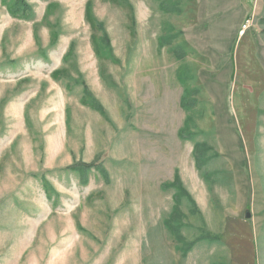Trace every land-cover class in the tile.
I'll use <instances>...</instances> for the list:
<instances>
[{"label": "rangeland", "instance_id": "obj_1", "mask_svg": "<svg viewBox=\"0 0 264 264\" xmlns=\"http://www.w3.org/2000/svg\"><path fill=\"white\" fill-rule=\"evenodd\" d=\"M25 1L0 0V264H264V0Z\"/></svg>", "mask_w": 264, "mask_h": 264}, {"label": "trees", "instance_id": "obj_2", "mask_svg": "<svg viewBox=\"0 0 264 264\" xmlns=\"http://www.w3.org/2000/svg\"><path fill=\"white\" fill-rule=\"evenodd\" d=\"M104 1H106V0H104ZM19 8H22L25 12H27L29 10V6H28V4L26 3L25 0H15V10L12 9L11 11H16V13L18 14L19 13ZM175 10H177V8L173 9L172 11H175ZM17 14H13V15H17ZM85 20L89 24L91 30L93 31V35H92L91 40H92V43H93V45L95 47V50L97 52V50H98V47H97V33H98L99 29H100V25L98 24V22L96 21L95 17L93 16V13H92V1H89L86 4V7H85ZM199 146H204L205 147V144L196 145L195 148H194V153L196 152V150L198 149ZM174 187H176L177 191L179 192V195L175 199L177 204H179V202H180L179 199L181 198V194L185 195V196H186V194L184 193L183 188L181 187L180 181H179L177 176H176V179H175ZM176 209H178V208L176 207Z\"/></svg>", "mask_w": 264, "mask_h": 264}, {"label": "built area", "instance_id": "obj_3", "mask_svg": "<svg viewBox=\"0 0 264 264\" xmlns=\"http://www.w3.org/2000/svg\"><path fill=\"white\" fill-rule=\"evenodd\" d=\"M245 32H246V31H243V32H241V34H242V35H244V34H245Z\"/></svg>", "mask_w": 264, "mask_h": 264}, {"label": "water", "instance_id": "obj_4", "mask_svg": "<svg viewBox=\"0 0 264 264\" xmlns=\"http://www.w3.org/2000/svg\"><path fill=\"white\" fill-rule=\"evenodd\" d=\"M247 218H250V214H247V216H246Z\"/></svg>", "mask_w": 264, "mask_h": 264}]
</instances>
